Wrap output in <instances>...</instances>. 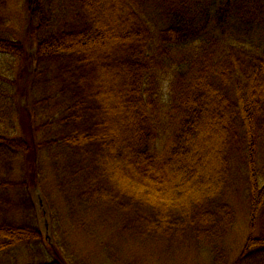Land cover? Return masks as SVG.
I'll use <instances>...</instances> for the list:
<instances>
[{"label":"trees","instance_id":"1","mask_svg":"<svg viewBox=\"0 0 264 264\" xmlns=\"http://www.w3.org/2000/svg\"><path fill=\"white\" fill-rule=\"evenodd\" d=\"M13 1L26 15L17 30L0 0V264H92L70 234L107 228L138 245L194 241L208 264H263L264 0H111L128 28L104 58L113 70L93 55L110 35L102 0ZM211 128L224 134L216 175L201 159ZM239 180L250 239L236 252Z\"/></svg>","mask_w":264,"mask_h":264},{"label":"rangeland","instance_id":"2","mask_svg":"<svg viewBox=\"0 0 264 264\" xmlns=\"http://www.w3.org/2000/svg\"><path fill=\"white\" fill-rule=\"evenodd\" d=\"M102 1L105 4L106 10V16L102 19V22L105 24L107 30H110V35L106 36L105 40L103 37L102 40L100 39V41L96 42H99L101 47L98 48V50L95 49V51H93V55L98 61H100L102 67L108 65L110 67L109 69L113 70V57L110 58L109 62L104 60V58H109V50H117L114 41L116 38L126 35L128 28H123V26L120 24V21L118 20L120 11L116 12L113 9L115 3L111 2V0ZM7 10L12 16L11 24L14 25L17 30L21 31L20 19L22 18V15H26L25 10H23L21 5L15 3L13 0H7ZM110 36H112V38L114 37L113 42L111 39H109ZM246 47L248 46L246 45ZM99 57L102 58L99 59ZM116 73L118 74V72ZM109 79L110 78L107 77V80L102 84L105 88V91L107 92L104 94V97L106 103H111L113 106H115L117 103L114 98H118L120 90L115 88L117 83ZM211 130L213 131V134L204 133L200 137V139H202L201 141L204 148L203 152L201 153V159L203 163H207V165H210L211 168L213 167L212 170L215 171L214 173L216 175L217 172L220 171V166L216 167L215 164H218L217 158H222V153L219 151V145L224 142V134L222 132L223 139H221V133L217 128H211ZM205 138H207L206 141H204ZM196 183L197 181L194 182V185ZM236 185L240 189H238L239 191H236L237 189L235 190L236 193L231 198V202L237 209L238 222L236 228L229 232L225 244H227V246L231 245V247H233L237 252L238 250L241 251L247 245V242L250 239V217L248 218V208L251 206V200L248 199L247 195L242 191L243 186L245 187L242 181L239 180ZM185 188H187L188 191L185 189L187 193H184V195L189 196V194L192 193L191 186L188 184V186H185ZM33 198L36 207V220L38 221L40 228L46 236L47 241L49 243H54L55 236L52 230L53 225L50 221L48 204L39 188L34 190ZM107 229H101L102 233L95 237L98 240L84 241L83 234L78 232L79 230L70 234V240L75 241L79 246L81 260H86L92 264H208L211 260L210 258L205 257L203 255L204 253H200L202 247L198 243L196 244L194 241H184L182 246H175L173 248H170V244L164 243L163 245L161 242L138 245L136 243L128 242L118 236L113 238L110 235H106ZM102 236H105L109 242L111 241L115 246V249L120 256L118 260L119 263H113L112 261H109L111 260L109 257V250L105 244V241L102 240ZM49 260H53L50 255ZM258 261L259 258L253 260L250 262V264H259Z\"/></svg>","mask_w":264,"mask_h":264}]
</instances>
